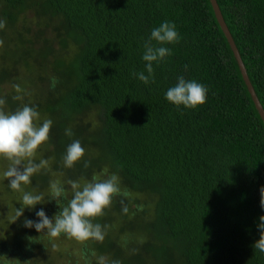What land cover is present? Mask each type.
I'll list each match as a JSON object with an SVG mask.
<instances>
[{
  "label": "trees",
  "instance_id": "16d2710c",
  "mask_svg": "<svg viewBox=\"0 0 264 264\" xmlns=\"http://www.w3.org/2000/svg\"><path fill=\"white\" fill-rule=\"evenodd\" d=\"M1 1L0 19L10 27L27 21L18 33L38 46L33 67L23 60L22 77L0 75V91L4 80L14 79L28 95L14 100V89L0 98L12 110L35 107L53 125L33 158L48 166L21 186L42 194V203L15 221L23 193L9 182L10 193L0 186V264H98L100 256L108 264H264V253L253 246L264 215V122L210 0ZM217 3L264 108V0ZM164 21L175 23L181 39L163 45L171 55L153 62L155 82L145 85L132 73L147 74L144 43ZM4 31L2 54L12 58ZM52 76L59 81L55 89ZM180 76L206 86L204 104L177 108L166 99ZM91 108L100 117L92 132V124L79 123ZM74 140L85 155L67 168L63 157ZM112 174L121 193L92 221L105 230L103 242L90 239L68 252L58 248L71 240L65 234L53 240L24 226L26 218L38 221L41 209L49 218L61 211L50 200L51 182L70 200L73 181L82 189ZM54 243L55 252L45 257Z\"/></svg>",
  "mask_w": 264,
  "mask_h": 264
},
{
  "label": "clouds",
  "instance_id": "9594fccd",
  "mask_svg": "<svg viewBox=\"0 0 264 264\" xmlns=\"http://www.w3.org/2000/svg\"><path fill=\"white\" fill-rule=\"evenodd\" d=\"M6 27V21L0 20V30ZM181 39L174 22L164 21L159 27L151 31L150 36L144 43V53L142 59L145 64L146 72H133L134 78H138L145 85L155 82L153 62L159 63L167 56L171 55L172 50L163 45L178 43ZM156 42V46L153 44ZM3 40H0V46ZM187 69V65H185ZM51 87L55 89L59 83L56 76L50 77ZM13 88L17 95L14 100L23 101L28 93L19 84H14ZM208 89L205 85L195 80H186L183 76L178 77V82L170 87L165 94L166 99L179 108L195 109L207 100ZM6 100L0 98V158L10 161L8 168L3 172V177L9 180V187L13 191L22 192L21 207L17 208L15 221L24 215L25 208L34 209L38 203H42V194L23 192L22 185L31 183V177L48 166L47 160L34 161L37 149L49 139L50 129L53 125L51 119H45L42 126L35 123L40 119V113L35 107L24 104L15 112L5 111ZM65 134L72 136L71 128L65 130ZM85 155V148L79 140H74L66 149L63 157V164L67 168H72ZM87 166V165H86ZM95 181L96 178L94 177ZM73 196L67 199L66 190L58 182L50 183L51 199L55 200L60 206L61 211L56 213L53 218H49L46 212L41 209L36 212L38 221L25 219L24 226L34 227L41 234L47 235L55 240L61 234H65L70 239L78 242H86L94 239L103 242L105 230L100 224H94L93 218L104 215V209L110 207L113 196L120 194L119 178L112 174L103 181L90 182L81 185L75 181L71 183ZM260 205L264 208V186L260 189ZM127 195V193H124ZM67 200V203H63ZM127 213L126 206L122 209ZM14 221V222H15ZM258 228L260 237L254 243V248L264 253V215L259 217ZM34 237L30 240L36 241ZM37 242V241H36ZM53 244V249H56ZM95 255V253H93ZM98 264H108L105 257L98 258ZM111 264H120V261L113 260Z\"/></svg>",
  "mask_w": 264,
  "mask_h": 264
},
{
  "label": "rangeland",
  "instance_id": "374dc122",
  "mask_svg": "<svg viewBox=\"0 0 264 264\" xmlns=\"http://www.w3.org/2000/svg\"><path fill=\"white\" fill-rule=\"evenodd\" d=\"M1 2L2 1L0 0V6H1ZM30 15H32L34 17V13H32ZM32 16H30L27 19L33 18ZM35 19H36V17H34V20ZM25 22L27 24V21L22 19L20 22L17 23V25H14V26L10 27L8 24H6V27L4 28L5 31L2 33V36H4L3 39H4V42H5L6 51L9 50V51L12 52V54H15V55H13L12 58H10L9 56H7V58H6L2 54V47L0 46V75H1L2 71H5L10 76L11 75H13V76L15 75L16 77L17 76L22 77L21 74H24L23 71H25V65H24L23 60L29 61V63H30L29 66L30 67H33L35 65V63H36V61H35V50H36L38 45L35 44V43H33V44L32 43L31 44L25 43V40L22 39V36L18 33L19 31L23 30V25H24ZM8 42H9V44L10 43H14L16 48L9 46ZM26 48H29V49H26ZM70 49L71 48H68L66 50V58H69L70 55H71ZM27 50H30V53L28 52V53L24 54ZM22 54H24L26 56H24ZM16 59H17V61H16ZM19 69L21 70V72H20ZM36 76L37 75L35 74V77ZM13 80L6 79V80L3 81L2 85H1L2 89L0 91V94L2 92L3 93H5V92H7V93L9 92L10 93L11 91L14 90L13 85L15 84V82ZM5 111L6 112H15L16 110H12L8 106V107H5ZM46 116L47 115H45V114L42 116L43 118H41V116H40V119L38 121H35V123L37 125H39V126L40 125L42 126L40 121L50 118V116H48L47 118H44ZM81 118H82V120L79 121L80 124H83V125L92 124L91 128H87L90 132H92L91 130L98 129L97 127L100 125V117H99V111H98L97 108H91L90 110L85 111L84 115H82ZM92 127H94V128H92ZM50 135H51V133L49 134V138H50ZM42 145H45V143H43ZM51 150H52V148H51ZM9 164H10V161H8L5 158H0V186L3 187L2 189L6 193H10V191H9V189L7 187V184H8L7 182H9V180L5 179L3 177V172L8 168ZM40 173H43V172H37L36 174L39 175ZM2 194H4V193L2 192ZM7 197H9V196H7ZM139 200H140V202H143L140 198H139ZM126 227H127L126 229L129 230L128 226H126ZM133 230L134 229H132V231ZM135 231L138 232L139 229H137ZM63 241H64V244H62L58 248H60L62 250H65V251H68V252H74V245H75L76 250H77V248L81 244V242H78L75 239H71V240L63 239ZM71 242H74V244H72ZM50 245H49V248L46 249V253H45L46 256L45 257H48L51 254V250L53 252H55L54 249H50ZM77 253L80 254L79 251ZM55 254H57V253H54V255ZM55 262L58 263V261H55Z\"/></svg>",
  "mask_w": 264,
  "mask_h": 264
},
{
  "label": "water",
  "instance_id": "95a60500",
  "mask_svg": "<svg viewBox=\"0 0 264 264\" xmlns=\"http://www.w3.org/2000/svg\"><path fill=\"white\" fill-rule=\"evenodd\" d=\"M210 2H211V5H212L214 14L216 16V19H217V21H218V23H219V25H220L225 37L227 38V40L229 42V45H230V47H231V49L233 51V54H234V56H235V58L237 60V63H238L239 69L241 71L242 77H243V79H244V81L246 83V86H247V88L249 90V93H250V95L252 97V100H253V102L255 104V107H256L258 113L260 114V116H261V118H262V120L264 122V108H263L262 104L260 103V101H259V99H258V97L256 95V92L254 90V87H253V85H252V83H251V81H250V79L248 77L245 65H244V63L242 61V58H241L240 53L238 51V48H237V46H236V44L234 42V39H233L229 29H228V26H227V24H226V22L224 20V17L222 15L220 7H219V5L217 3V0H210Z\"/></svg>",
  "mask_w": 264,
  "mask_h": 264
}]
</instances>
